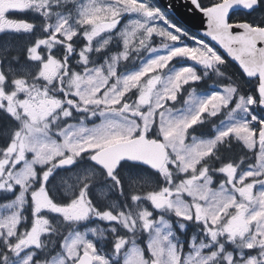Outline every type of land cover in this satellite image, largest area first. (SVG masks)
I'll return each instance as SVG.
<instances>
[{"label":"rangeland","instance_id":"1","mask_svg":"<svg viewBox=\"0 0 264 264\" xmlns=\"http://www.w3.org/2000/svg\"><path fill=\"white\" fill-rule=\"evenodd\" d=\"M115 4V0H0V53L13 50L14 41L28 45L23 37L28 34H23L20 26L6 25L2 18L11 19L13 14L33 10V6L41 8H35L33 14L46 19L41 34L60 37L64 43L73 38L83 42L75 50L78 57L67 53L72 55L73 61L68 59L73 64L71 71L50 55L54 45L37 40L26 52H33V61L39 64L14 69L12 74L0 73V107L21 123L0 158V184L5 185L0 193L9 194L7 183L14 185L19 180L18 194H27L26 200H19L11 209L0 204V250L10 232L14 243L23 242L21 250L29 248L37 255L46 247L52 256L42 264H72L81 253L90 254L91 240H98L102 247L111 240L107 256L113 254L114 241L118 248L127 242L129 249L121 253L123 264H264V144L259 139L252 141L253 146H260L255 161L242 171L226 166L218 171V182L199 166L219 144L229 140L251 151L237 138L249 135L246 128L238 127L244 123L245 108L233 107L228 113L224 97L212 95L213 88L234 85L210 84L206 91L193 88L218 77L220 55L172 20L167 29L146 31L144 26L134 30L127 20L119 21L117 28L108 27L109 21L102 15H80L85 6L106 9ZM11 31L20 33L10 38ZM77 32L81 35L76 36ZM3 35L8 36L2 39ZM37 49L45 52L42 55ZM130 55L135 66L121 71ZM74 65L84 69L75 71ZM35 66L39 70L34 78L25 80ZM236 79L244 87L243 80ZM59 80L66 96L63 99L51 93ZM241 96L246 107L251 95L237 91V102ZM49 98L56 99L54 110L48 105L41 108ZM217 106L225 109L223 116L214 114ZM65 109L70 115H61ZM205 119L212 136L187 137L188 129ZM166 127L165 133L162 129ZM154 129L168 150L165 167L158 176L146 172L122 176L127 190H136L135 186L136 193L130 195L128 203L112 200L111 208L102 207L103 211L97 212L84 184L101 177L90 165L93 155ZM68 157L74 159V166L59 171L56 163ZM45 168L48 174L54 173L47 191L42 181L33 191L36 170ZM72 173L80 179H73ZM160 202L162 207L157 209ZM27 208L31 224L20 229ZM146 212L153 218L148 219ZM102 213H115L112 228L103 226ZM89 216L94 219L87 221ZM81 217L87 222L78 223ZM102 226L106 238L99 240ZM157 226L161 229L159 248L152 243L158 235ZM53 233L60 238L58 249L53 238H45ZM79 233L90 239L76 242ZM133 242L139 251L133 250ZM101 250L99 256L90 254L94 264H102L106 257Z\"/></svg>","mask_w":264,"mask_h":264},{"label":"snow or ice","instance_id":"2","mask_svg":"<svg viewBox=\"0 0 264 264\" xmlns=\"http://www.w3.org/2000/svg\"><path fill=\"white\" fill-rule=\"evenodd\" d=\"M186 5L189 9H195L196 11L200 12L202 15L205 14L207 8L214 7V4H209L207 7H205L200 0H186ZM255 8L264 9V0H256V4L254 5ZM110 10V11H106ZM169 13L176 15L174 9L171 5L167 6V11L165 8H162L160 4L153 3V0H119V3L112 5L106 9L99 8V7H92L91 5L83 7L80 15L81 17H87L89 15H102L107 16V19L109 21L108 27L118 26L119 21L127 20L133 24L134 30L135 28L144 26L146 31H151L153 27L157 28H168V24H172V21L169 19ZM232 13L230 12V15ZM206 19L208 20V28H209V34L211 30L216 26V22L213 17L206 16ZM261 19H264V13L261 14ZM167 22V23H165ZM173 27L175 25L173 24ZM80 32L76 33V36H80ZM92 37L89 35L87 37L88 40H90ZM75 38L69 41V44H74ZM86 43V41H84ZM211 47V45H209ZM39 51V49H37ZM55 49L53 50V52ZM215 51V49H214ZM264 51V50H262ZM52 53H50L51 55ZM218 56L220 55L219 52L216 53ZM73 56H75V52H73ZM221 60H223V56L220 57ZM23 70V69H21ZM7 80V78H5ZM213 96H223L224 97V104L227 105V112L231 113L233 107L236 109H240L242 107L245 108V116H244V123L242 125H238V127H244L247 129L249 135L248 136H240L238 135L237 138L244 141L245 146L251 150L254 154L259 150V145L253 146L252 141H255L262 136H264V101L261 100L259 94H253L251 96V102L248 103L245 107V97L241 96L239 102L236 100V92L238 91V88L235 86H224L221 89L217 90L216 88H213L212 90ZM214 114L218 116H223L225 114V109L222 107H216L214 110ZM206 115V113L202 114L201 120H203V116ZM232 117L229 116V120H231ZM169 127H171V124H169ZM196 127V125H193V129ZM163 132H167L168 128H163ZM183 133H181V136ZM230 139V137H229ZM75 164V161H69L67 164L68 168H71ZM123 162H121L122 166ZM21 165H17V168L19 169ZM29 168H31V165H28ZM91 171V170H89ZM47 175V178L44 179V176ZM53 174H48L47 169L43 170H36V178H37V184L34 186L33 191H35V188L39 186L40 182H43L44 190L47 191L48 184L51 181ZM73 179H80L79 174L72 173ZM115 177L116 182H120V177L116 175L115 172L109 176V179H112ZM7 188L9 190V197L6 201H4V204L11 209L16 202H18L21 199H27V194L23 192H19L18 190L20 187V181L18 180L16 184H12L11 182L7 183ZM5 188V185L0 184V191H3ZM123 189V184L121 182V190ZM87 191V189L85 190ZM55 203V201H53ZM97 212H100L99 209H96ZM110 211V210H109ZM39 215V213H37ZM101 216L103 217V226L112 228L116 221L114 219L115 213H112L111 215H107L102 213ZM145 216L148 217V219H152V214L146 212ZM63 218V217H62ZM94 219L93 217L89 216L87 218V221H90ZM83 217L80 218L77 222H87ZM103 226L101 229V234L99 237V240H103L106 238L104 232H103ZM19 228V226H17ZM93 233L95 232V229H92ZM161 229L157 226V237L153 239L152 243L156 246V248H159L160 246V240H159V233ZM50 234V233H49ZM90 239L86 233H79L75 237V241L79 242L81 240ZM121 241H126V237H118ZM215 239V237H213ZM23 242L19 241L14 243L13 242V236L11 233H8V239L5 242V247L0 250V264H12V261H15V264H36V256L35 252L32 249L24 248L21 250V244ZM102 248V245L99 244L98 240H91L90 244L88 245V249L90 251V254L93 256H99L100 250ZM132 248L134 251H139L140 249L136 247L135 242L132 244ZM91 249H95V251H91ZM129 249V244L127 242L123 243L122 248H118V245L114 241L112 244V255L106 256L102 264H123V258L121 256L122 252H127ZM32 253L29 255V253ZM75 255V253H73ZM151 255V253H150ZM147 259V257H146ZM183 259V257H182ZM234 259V257H233ZM79 258L77 260H74L72 264H78ZM251 264V262H250Z\"/></svg>","mask_w":264,"mask_h":264},{"label":"water","instance_id":"3","mask_svg":"<svg viewBox=\"0 0 264 264\" xmlns=\"http://www.w3.org/2000/svg\"><path fill=\"white\" fill-rule=\"evenodd\" d=\"M167 11V6L171 5L176 15L169 13L184 28L195 33L199 37L209 41L234 64L248 79L258 78L260 82L259 95L264 99V30L254 29L246 23L230 24L228 22L230 12L237 9L246 8L241 0H230L217 7L207 9L202 15L195 9H189L186 0H155ZM250 7H254V2H248ZM206 16H211L216 22V26L209 34L208 20ZM52 109L56 108V102L48 100ZM264 144V136L259 138ZM167 159V149L160 140L148 139L146 134L134 137L130 140L117 142L107 146L93 157V164L104 171L109 176L118 170L121 162L148 168L153 172H160ZM67 158L59 161L56 166L60 169L68 168ZM112 179H115L113 177ZM162 202L156 204L160 209ZM78 264H94V260L88 253H83L79 257ZM149 264H157L151 261Z\"/></svg>","mask_w":264,"mask_h":264},{"label":"trees","instance_id":"4","mask_svg":"<svg viewBox=\"0 0 264 264\" xmlns=\"http://www.w3.org/2000/svg\"><path fill=\"white\" fill-rule=\"evenodd\" d=\"M154 2V1H153ZM200 2L207 7V5L209 4H214V6L217 4L216 0H200ZM155 3V2H154ZM35 8L37 9H41L38 8L37 6L34 7L33 6V10H30V12H28V20L26 22V26H28L29 28H27V34L28 36H26L25 38H27V42L28 45L26 46V44H24V42H19L17 43L16 41L13 42V50H11L8 53L2 52L1 54H3L4 58H6L7 60L10 61V65L12 66L13 69H17L21 66L27 67V66H31L33 64H39V63H34L35 61H33V52H29L27 53V48L31 47L34 45V43L38 40L43 39L44 36V32L41 34L40 31L43 29V26L46 24V19L44 17L40 15L36 16L37 14H33ZM32 11V12H31ZM13 18H18V17H13ZM21 19V18H18ZM169 19L172 20L173 22H175V24L179 25L171 16H169ZM244 21L243 19H240L238 22ZM16 33H20V32H16ZM15 34V33H14ZM13 35V34H12ZM40 35V36H39ZM6 38V37H5ZM11 40L7 39V43L8 45L10 44ZM55 51L51 52V56L62 62L63 58H64V48L63 47H56L54 46ZM53 49V50H54ZM44 49H41L39 51L40 54L43 55V51ZM222 55H220L221 57ZM76 57V55H75ZM2 59V58H1ZM131 59V57H130ZM0 62H3L0 60ZM69 65V64H68ZM129 65H122L120 70L124 71L126 69H128L129 67H134L135 65L130 64ZM72 62L69 65L68 71L72 70ZM32 67V66H31ZM77 71L81 72V70L84 69V67H76ZM218 69H219V74L218 77L215 80H208L205 79L201 82L202 86H198L199 83H197L196 85H193V88H195L196 90H208L209 85H213V84H219V83H223L224 84H231L236 86V88H238V91L242 92L243 94H249V95H253V94H257V90H258V81L257 80H252V81H247L244 76L241 74V72L238 70V68L236 66H234L233 64L229 63L227 61V59H225L223 57V60H221V62L218 65ZM39 70L38 67L35 66V70H31V77L27 78L25 80L30 81L32 80L34 77L35 72H37ZM33 77V78H32ZM241 78L244 82V87H242L241 84L238 83L236 78ZM212 77H209V79H211ZM58 82L56 81L54 84V87H58ZM52 87V85H51ZM51 93L55 96L58 97L60 99H63L64 97H66L64 95V93L58 92L57 91H51ZM205 118V117H203ZM209 125V121L205 119V122L196 125V127L193 129V127L189 130V136L190 135H194V136H198V137H209L212 136V132L209 129V127L207 126ZM21 128V123L14 118L13 116L7 114L4 110H2L0 108V158L4 152V150L9 146V143L11 142V137L13 136V134L17 131L20 130ZM155 128V127H154ZM137 135V134H136ZM148 138H152V139H156V140H160L161 138L156 134L155 129L151 132L148 133ZM255 161V154L251 151H248L247 149H245V147L239 143V142H234L233 140H229L226 141L222 144H219L216 149L213 151V153L202 163V167H205L215 178V182L219 181V173L218 171H221L223 168H225L226 166L229 167H233V168H238L240 171H242L243 169H245L248 165H251L253 162ZM148 173L154 176H158L155 173L150 172L149 170L142 168L140 166H136V165H131L129 163H123L122 166H120V169L118 170V176L120 177V184L122 182L123 184V189L121 190V186L120 188H117V191L119 193H123V196H120V200L122 201L123 199H125L124 201H126L127 203L130 200V195H134V193H136L137 188L135 186H133V188H135L136 190L131 188L129 190H127V188H129L128 186H126V182L124 181L122 176H126L128 173H132L133 175L135 173ZM101 177L97 178V180H95L94 182H92L93 185L95 184H111L107 181L105 175L100 174ZM220 178H223V175L220 174ZM224 180V178L222 179V181ZM90 184V183H88ZM88 187L87 191L90 194V197L92 200H95L96 203V199L94 196H92V185ZM130 193V194H129ZM9 197V194L6 193H0V204H3L4 201H6ZM64 201H67L64 199ZM97 206V208L100 211H103V208L101 207V205L99 203L95 204ZM29 208V206H28ZM25 210V214H26V222L20 226V229L25 227L27 228L30 224H31V216H30V212L29 210ZM58 231H60L61 233H64V231L62 229L56 228ZM56 234H52L49 237H45L46 239H52L55 242V246L58 249V245L60 244V238L55 237ZM48 239V240H49ZM111 241V240H108ZM108 241H105L103 247L101 248L103 254H107L109 253V251L111 250L110 248V243L108 246ZM47 248L45 247V249H43V251L38 252L36 256V261L40 260L42 263L49 260V258L52 256L51 254H47L46 252ZM219 264H222L219 262Z\"/></svg>","mask_w":264,"mask_h":264},{"label":"flooded vegetation","instance_id":"5","mask_svg":"<svg viewBox=\"0 0 264 264\" xmlns=\"http://www.w3.org/2000/svg\"><path fill=\"white\" fill-rule=\"evenodd\" d=\"M216 1L224 2V1H228V0H216ZM245 1H248V0H245ZM244 6H245V4H244ZM248 7L243 8V9H237V10L233 11L232 14L230 15V22L231 23H240L238 21L240 19H243L244 21H241V22H245L247 24H250L254 28L264 29V19H261V14L264 13V9L255 8V7H253V8L250 7V9H248ZM2 21L6 25H12L14 23L13 19L2 18ZM7 36L8 35H6V36L3 35L2 39H3V37L7 38ZM9 37L11 38V35ZM2 39H1V43L4 44ZM50 41L53 42L55 45H60L63 43V41L59 38H53V39H50ZM82 43L83 42L78 44L76 42L75 44L82 46ZM64 45L67 46L68 49L71 47L70 44L64 43ZM43 107L44 106H42L41 108H43ZM112 182H114V181H112ZM111 196L113 197V195H111Z\"/></svg>","mask_w":264,"mask_h":264},{"label":"clouds","instance_id":"6","mask_svg":"<svg viewBox=\"0 0 264 264\" xmlns=\"http://www.w3.org/2000/svg\"><path fill=\"white\" fill-rule=\"evenodd\" d=\"M115 3L116 4L119 3V0H115ZM106 11H110V10H106ZM105 18H107V16H105ZM78 23L82 24L83 20H79ZM118 26H116V27L118 28ZM45 30H47V28H45ZM49 83H51V81H49ZM61 115H70V113L65 109L62 111ZM53 123H55V118H53ZM36 163H39V161H36ZM43 223H47V221H44ZM37 247H39V245H37ZM262 256H264V253H262ZM36 264H42V262L40 260H37Z\"/></svg>","mask_w":264,"mask_h":264}]
</instances>
